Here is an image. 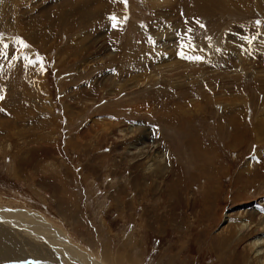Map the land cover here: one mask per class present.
<instances>
[{
  "label": "rangeland",
  "instance_id": "1",
  "mask_svg": "<svg viewBox=\"0 0 264 264\" xmlns=\"http://www.w3.org/2000/svg\"><path fill=\"white\" fill-rule=\"evenodd\" d=\"M254 56L264 0H0V208L94 263L261 264ZM38 244L3 264H72Z\"/></svg>",
  "mask_w": 264,
  "mask_h": 264
},
{
  "label": "bare ground",
  "instance_id": "2",
  "mask_svg": "<svg viewBox=\"0 0 264 264\" xmlns=\"http://www.w3.org/2000/svg\"><path fill=\"white\" fill-rule=\"evenodd\" d=\"M161 56H163L162 53H161ZM263 59H261L260 56L259 57L254 56V61L257 60L258 63H260ZM153 60L154 59H151L150 63H152ZM162 62H166V60H162ZM153 63H156V62H153ZM167 63H169V62H167ZM174 63L175 62L170 63L169 65H173ZM192 65L195 66L197 64L193 63ZM165 69H168V68H165ZM165 72L166 73L172 72L173 74L175 73L172 70L165 71ZM193 73H195V72H193ZM162 74H164V72H162ZM178 78H180V77H178ZM179 82H181V81H179ZM5 108H7V107H5ZM236 137H238V135H236ZM142 144H144V143H142ZM145 146L143 145V148ZM129 148H130V152L138 153L142 147H139V144L138 145L131 144V145H129ZM151 149H154V148H151ZM123 152H125V151H123ZM161 159L165 161V158H163L162 156H161ZM16 175L17 174H15V176ZM36 181H38V180H36ZM36 181H34V182H36ZM25 182H26V180H25ZM263 206H264V202L261 205L258 204V207L260 208L262 214L260 215V213L258 214L255 212L257 215H259L256 222H244L239 227L241 229V231H246L248 234H251L254 232L259 234V236L255 237L251 241H248L247 244H245L244 246H246L248 248L249 252L252 254V257H255L256 260L261 264L264 262V208H263ZM250 213H252V212H250ZM252 216H255V215H251V217ZM248 219H250V218H248ZM49 225L50 224L48 222H46L45 219L41 218L38 214H29L28 212H26L24 210L23 211H16V210H13L10 208H8V209L0 208V264H3V262H5L6 260H7V262L10 260H14V259L18 260L21 256L25 258L28 251H29L26 248V246H28V244L30 246L31 245L34 246V245L38 244L39 242L44 244V246L43 245H41V246L44 247L45 249L49 246L51 248V250L54 251V254H56L57 256H60L62 259L66 260L64 255L67 257H70L72 264L73 263L74 264H101L100 262H96V263L92 262L86 254L84 255L82 252H79V250L76 247H75L76 248V250H75L73 245L71 243H69L70 241L69 242L67 241V238L65 236H62V234L60 232L53 231L54 228L51 229ZM224 240H225V238H224ZM228 242L231 243L233 241H228ZM45 249H41V254L46 259L50 258L51 257L50 254L45 252L44 251ZM68 262H70V261H68ZM63 264H67V262L64 261Z\"/></svg>",
  "mask_w": 264,
  "mask_h": 264
},
{
  "label": "snow or ice",
  "instance_id": "3",
  "mask_svg": "<svg viewBox=\"0 0 264 264\" xmlns=\"http://www.w3.org/2000/svg\"><path fill=\"white\" fill-rule=\"evenodd\" d=\"M121 3H125L127 4V0H120ZM110 19L113 21V27H118L119 25V18L116 17L115 15H113L112 17H110ZM20 43L22 44V46L27 47V45L23 44V41H20ZM195 59H200V57H196ZM29 63H32V61H29Z\"/></svg>",
  "mask_w": 264,
  "mask_h": 264
}]
</instances>
